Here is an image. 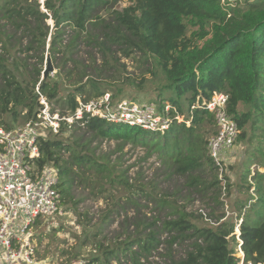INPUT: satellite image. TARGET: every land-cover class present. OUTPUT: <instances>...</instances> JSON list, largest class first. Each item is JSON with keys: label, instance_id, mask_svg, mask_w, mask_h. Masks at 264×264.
Instances as JSON below:
<instances>
[{"label": "trees", "instance_id": "1", "mask_svg": "<svg viewBox=\"0 0 264 264\" xmlns=\"http://www.w3.org/2000/svg\"><path fill=\"white\" fill-rule=\"evenodd\" d=\"M130 1V5L116 10L115 0H43L42 4L38 0H0V125L11 128L20 116L24 120L32 117L40 107V95L72 112L77 106L76 95L89 92L87 96L96 97L107 90V84L101 85L98 79L88 81L90 91L81 85L82 78L88 79V75L79 59L72 58L78 43L83 41L95 49L104 65L109 66L115 60L113 49L125 57L138 53L150 59L154 76L155 70L161 74L156 92L158 107L170 105L169 128L152 132L96 117L85 118L83 125L70 128L61 124L58 133L41 140L37 167L51 164L57 168L62 209H75L72 190L88 171L106 178L110 186L131 190L125 171L115 169L105 156L96 155L88 148L89 140L78 138L89 132L93 140L143 146L147 156L156 154L167 174L189 176L188 185L194 193L222 204L221 181L208 154L205 136L207 131L215 132L213 114L204 107L190 108L215 93L225 92L227 112L238 127L236 140L245 142L256 137L257 145L262 144L264 0H232L234 5L229 0ZM48 20L52 21L51 28ZM65 36L68 39L63 43ZM47 37L50 57L73 87L67 94L60 95L61 86L49 73L40 78ZM90 58L94 61L91 55ZM68 61L74 68H65ZM163 92L169 96L161 97ZM176 114L190 118V123L178 122L173 118ZM206 126L210 129L205 132ZM67 131L72 132L69 137L74 138L73 143L61 137ZM257 150L263 156L260 163L264 167V153L261 147ZM246 174L242 175L245 181ZM253 179L255 201L241 216L239 238L244 260L260 262L264 260V171L254 173ZM245 186L248 189L251 185ZM135 188L143 194L146 190ZM158 202L160 207L169 206L164 199ZM243 208L240 202L237 217ZM169 214L174 217L166 220L163 227L174 234L168 243L191 239L184 257L172 259L170 264H237L234 221H220L222 213L212 217L216 225L196 226L187 219V213L176 207ZM102 220L105 222L107 217L102 216ZM138 225L141 226L139 221L131 240L117 242L114 248L98 243L96 248L101 254L88 262L111 264L123 255L136 264L140 255L149 253L157 244L155 231L150 229L142 235ZM134 244L138 250L131 249Z\"/></svg>", "mask_w": 264, "mask_h": 264}, {"label": "rangeland", "instance_id": "2", "mask_svg": "<svg viewBox=\"0 0 264 264\" xmlns=\"http://www.w3.org/2000/svg\"><path fill=\"white\" fill-rule=\"evenodd\" d=\"M38 2L41 3L40 0ZM130 4V0H115L113 7L116 10H122ZM47 23L51 28L52 21L48 20ZM67 39L65 36L63 43ZM48 43L49 37L46 39L40 67L43 71L47 60H49L52 65V71L49 72L50 77L60 84V95L67 94L73 87L68 84L66 74L58 72L55 61L49 55ZM113 50L115 60H112L111 66H109L108 64L104 65L100 53L95 49L91 50L83 41L78 43L72 58L79 59L81 68L88 75V79L84 77L81 81L84 89L90 91L86 84L90 79H98L97 82L101 85L102 82L107 84L108 88L105 92L109 94L113 92L114 95H111L116 100L125 98L140 102L152 101L159 105L156 92L162 78L159 71L155 70L156 76L151 72L150 59L140 57L138 53L125 57L120 50ZM22 55L24 56V54ZM60 55V53L57 54V56ZM29 60L33 62L35 58ZM65 68L72 69L74 65L68 61ZM97 69L99 70L97 71ZM41 77L42 74H40ZM87 94L89 92L84 95H76L75 100L80 101L82 98L93 97L87 96ZM168 96V92H163L161 95V97ZM173 97L176 98L175 95ZM48 104L49 108L59 115L65 112L55 103L48 102ZM23 121H25L23 116H20L13 124L17 125ZM259 127L262 126L259 125ZM209 129L210 126H206L204 131ZM257 130L256 133L260 129ZM71 133V131H67L61 137L73 143L74 138L69 137ZM211 134L212 132L207 131L206 139ZM261 137V145H257L258 138L256 137L245 142L235 141L231 158L226 162L225 172L220 177L219 200L222 204H217L211 199H203L199 193H194L192 186L188 185L189 176L167 174L156 154L147 156L143 146L131 143L121 146L113 140H93L89 132L83 133V136L78 138L84 139L85 142L89 140L88 148L93 149L96 155L105 156L109 162L115 165V169L125 171L133 188L129 191L122 190L115 184L110 186L106 178L101 175L90 171L83 173L81 180L77 181L76 187L74 186L72 190L76 204L75 209L64 206L62 214L36 221L35 240L39 258L46 264H93L88 261L101 254L96 248L98 243L114 248L117 242L131 240L137 233L135 228L138 221L141 225H138L141 231L139 233L144 235L150 229L155 231L157 244L149 253L140 255L136 264H170L172 259L183 258L186 250L189 249L191 239L182 238L171 244L168 243L174 231H168L163 227V224L166 220L174 217L169 214L171 208L176 207L187 213V219L196 226H214L216 222L212 217L215 215L218 217L222 213L220 221H234L235 224H240L243 212L247 211L251 203L255 201L253 175L264 169L260 163L261 160L263 161V156L257 150L261 147L264 153V131L261 132ZM221 155L228 156V152ZM248 168L249 173L246 174ZM245 174L247 175L246 181L242 176ZM207 179H209L208 175ZM247 184L251 185L248 189L245 186ZM262 184L264 185V181ZM136 186L144 187L146 189L144 194L140 190H136ZM161 199L166 200L169 206L160 207L158 201ZM240 202L243 203L244 208L241 215L237 217L238 210L236 209ZM209 214L213 215L209 216ZM102 216L107 217L105 222L102 220ZM42 221L43 223L40 224ZM235 231L233 230V233ZM131 249L138 250L136 244L132 245ZM237 255L239 252L235 247L236 258ZM111 264L135 263L130 258L120 255L119 259L112 260Z\"/></svg>", "mask_w": 264, "mask_h": 264}, {"label": "built area", "instance_id": "3", "mask_svg": "<svg viewBox=\"0 0 264 264\" xmlns=\"http://www.w3.org/2000/svg\"><path fill=\"white\" fill-rule=\"evenodd\" d=\"M38 102L40 107L32 117L11 128L0 125V264H46L39 258L36 221L62 214V205L57 168L51 164L38 168L36 164L41 140L58 133L61 124L67 128L83 125L85 118L90 117L152 132L166 131L172 119L167 103L160 109L152 101L116 100L108 92L82 98L72 112L66 110L61 115L49 108L45 97L40 95ZM227 102L228 95L218 92L190 108L204 107L213 114L215 132L208 138L207 148L219 179L231 158L238 134L237 123L227 112ZM173 118L190 123V118L177 114ZM225 152L228 156L221 155ZM233 229L239 252L237 264H264V260H244L239 224Z\"/></svg>", "mask_w": 264, "mask_h": 264}, {"label": "water", "instance_id": "4", "mask_svg": "<svg viewBox=\"0 0 264 264\" xmlns=\"http://www.w3.org/2000/svg\"><path fill=\"white\" fill-rule=\"evenodd\" d=\"M51 71H52V65H51L50 61L47 60V64L45 65V67L41 73L42 74L41 78L44 79L47 76V74Z\"/></svg>", "mask_w": 264, "mask_h": 264}, {"label": "clouds", "instance_id": "5", "mask_svg": "<svg viewBox=\"0 0 264 264\" xmlns=\"http://www.w3.org/2000/svg\"><path fill=\"white\" fill-rule=\"evenodd\" d=\"M42 4V3H41Z\"/></svg>", "mask_w": 264, "mask_h": 264}]
</instances>
